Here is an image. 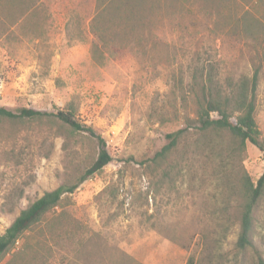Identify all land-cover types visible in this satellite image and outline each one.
I'll return each instance as SVG.
<instances>
[{"label":"rangeland","instance_id":"rangeland-1","mask_svg":"<svg viewBox=\"0 0 264 264\" xmlns=\"http://www.w3.org/2000/svg\"><path fill=\"white\" fill-rule=\"evenodd\" d=\"M210 66L224 86L260 67L264 140V0H0V107L74 105L113 157L65 195L60 237L49 241L45 222L17 243L40 251L28 264L264 259V201L254 248H237L244 173L264 174L255 145L226 135L198 146L191 129L166 163L151 161L194 118L189 83ZM100 148L56 117L0 122V235L46 192L77 183Z\"/></svg>","mask_w":264,"mask_h":264},{"label":"trees","instance_id":"trees-1","mask_svg":"<svg viewBox=\"0 0 264 264\" xmlns=\"http://www.w3.org/2000/svg\"><path fill=\"white\" fill-rule=\"evenodd\" d=\"M259 74L260 67L255 69L251 78L245 76H241L238 80L230 78L224 86L216 79L217 74L212 66L206 73L195 71L189 83V94H193L194 118L187 116L186 128L168 134L169 143L156 153L151 161L159 165L166 163L191 129L198 135L196 141L198 146L203 141H212L214 138L229 135L238 140L242 148H245L248 142L255 145L264 158V140L261 138L256 122V92L259 85ZM214 113L217 118L212 117ZM52 117H56L67 125L72 132L86 133L94 138L101 147L100 152L93 164L81 174L77 183L63 184L53 191L46 192L20 212L11 226L0 235V264L2 262L28 264L31 260H38L39 250L33 251L32 246L26 245L17 249V243L27 233L34 232L35 228L45 222L46 232L50 234L48 240L51 241L55 235L60 237L57 231L65 226L67 214L65 211L59 212L58 209L65 201V195L73 194L81 183L100 173L113 160L107 149L106 141L91 126L82 123L77 118L74 105H69L66 110L59 111L57 114L43 113L27 107L18 110L0 107V122L43 121ZM239 190L241 193L239 204L241 229L237 248L239 252L245 253L255 246L254 225L257 221L258 210L264 201V174L257 183H254L250 176L244 173ZM41 242L38 246L46 245V242L42 240ZM258 264H264L262 257H259Z\"/></svg>","mask_w":264,"mask_h":264}]
</instances>
